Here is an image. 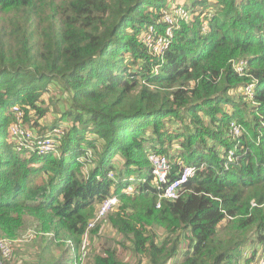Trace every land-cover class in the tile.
I'll use <instances>...</instances> for the list:
<instances>
[{
    "label": "trees",
    "instance_id": "trees-1",
    "mask_svg": "<svg viewBox=\"0 0 264 264\" xmlns=\"http://www.w3.org/2000/svg\"><path fill=\"white\" fill-rule=\"evenodd\" d=\"M175 1L0 0V238L21 240L31 225L28 264L264 259V0H185L194 20L159 60L141 35ZM16 110L44 137L71 124L55 127L65 132L58 154L17 149ZM49 114L57 120L45 124ZM151 153L168 158L169 182L199 169L178 200L161 199ZM108 198L120 201L107 216L117 244L138 261L113 246L82 251ZM106 220L89 230L91 243ZM155 229L168 233L162 245Z\"/></svg>",
    "mask_w": 264,
    "mask_h": 264
},
{
    "label": "built area",
    "instance_id": "built-area-1",
    "mask_svg": "<svg viewBox=\"0 0 264 264\" xmlns=\"http://www.w3.org/2000/svg\"><path fill=\"white\" fill-rule=\"evenodd\" d=\"M194 20V13L187 9L185 6H173L165 8L161 11V15L155 25L148 26L141 35V43L148 53L156 59L163 60L168 50L170 49L174 32L180 27L182 22L190 23ZM208 24L204 23L203 31L206 33ZM242 61V62H241ZM234 64V69L240 77H243L246 62L241 60ZM157 71V69H156ZM253 85H249L246 89V95H253ZM17 122L13 123L10 129V135L17 143L19 151H26L28 153L38 152L39 154H47L55 152L58 154V148L61 138L65 132L60 128L53 129L48 136H41L30 130L24 121L25 114L16 110ZM243 132V128L238 123L231 124V134L237 138ZM57 151V152H56ZM232 162L234 160L233 153ZM85 158V157H84ZM84 158H82L84 160ZM92 153L89 151L86 154V159L90 162ZM149 161L153 167V173L157 180V187L160 190L161 199L178 200L183 187L195 177L199 169L196 166H184L179 178L173 182H169V174L171 173V165L165 156L151 153ZM231 161V160H230ZM110 176H113L112 174ZM109 176V177H110ZM133 179H131L132 181ZM134 186H130L128 194L135 193ZM118 198H108L100 206L96 216L90 221L88 226L89 230L93 229L100 222L105 220L107 216L112 213L119 205ZM161 200L158 202L157 207L161 208ZM13 259V251L11 243L8 240L0 239V264H5ZM259 264H264V259Z\"/></svg>",
    "mask_w": 264,
    "mask_h": 264
},
{
    "label": "rangeland",
    "instance_id": "rangeland-1",
    "mask_svg": "<svg viewBox=\"0 0 264 264\" xmlns=\"http://www.w3.org/2000/svg\"><path fill=\"white\" fill-rule=\"evenodd\" d=\"M178 4L181 6H185V0H176L173 5L176 6ZM187 9H190V8H187ZM244 62H246V61H244ZM246 65H247V62H246ZM246 65H245V67H246ZM45 98H47V96ZM47 103H48V101H47ZM63 106H64V104H62L60 102L58 103L59 109H62ZM51 110H53V107H51ZM56 120H57V117H54L52 114H49L48 119L46 121L44 120L43 122L46 124L47 122H52V121L56 122ZM59 122H56V123L58 125H60ZM58 125H56V126H58ZM70 126H71V124H69V123L65 124L63 122H61V125H60V127H63L64 129H65V127L68 128ZM178 126L179 125H174V127H171L170 129L171 130L172 129H178L179 128ZM55 127H51V129L49 131H52L53 129H55ZM172 154H177V148L172 152ZM85 170L87 173L88 169L86 168ZM110 178H114V176H110ZM252 204H254V203H252ZM118 207H119V205L115 208V210H117ZM226 225H227V222L223 223L219 227V230L223 229ZM23 232H24L23 234H25V237L22 238L21 240L20 239L19 240H9L6 238H0V239L8 240L11 243L12 251H13V260L9 264H28V262H30L32 260L31 257H32V248L33 247H32V243H28L29 238L32 235L31 225H27V227L25 228V230ZM155 232L157 235V243L159 245H162L165 241H167L169 239L168 233L164 229H155ZM26 237H29L27 239L28 240L27 242H26ZM121 240H123L122 237L119 236L118 232L111 226V224L108 222V219H107L106 223L102 227V232H101L100 236L95 239V242L91 243L88 232L85 234L84 242L82 245V251H83L84 255H86V250L91 251L93 249H96L97 252L102 253L104 248H107L109 246H113V247L117 248L120 257L123 260L129 261V262L138 261V259L134 255L131 254L130 250H126L122 246L117 244ZM247 248L249 249V247H247ZM72 250H73V248H72ZM261 254H262V252H260V255ZM177 260L182 262L184 259L180 255Z\"/></svg>",
    "mask_w": 264,
    "mask_h": 264
},
{
    "label": "bare ground",
    "instance_id": "bare-ground-1",
    "mask_svg": "<svg viewBox=\"0 0 264 264\" xmlns=\"http://www.w3.org/2000/svg\"><path fill=\"white\" fill-rule=\"evenodd\" d=\"M208 15V14H207ZM193 179V178H192Z\"/></svg>",
    "mask_w": 264,
    "mask_h": 264
},
{
    "label": "clouds",
    "instance_id": "clouds-1",
    "mask_svg": "<svg viewBox=\"0 0 264 264\" xmlns=\"http://www.w3.org/2000/svg\"><path fill=\"white\" fill-rule=\"evenodd\" d=\"M253 205H255V204H253Z\"/></svg>",
    "mask_w": 264,
    "mask_h": 264
}]
</instances>
